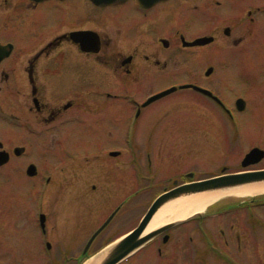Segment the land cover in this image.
<instances>
[{"label": "flooded vegetation", "instance_id": "obj_1", "mask_svg": "<svg viewBox=\"0 0 264 264\" xmlns=\"http://www.w3.org/2000/svg\"><path fill=\"white\" fill-rule=\"evenodd\" d=\"M232 18L243 22L245 33L258 28L255 39L261 40L264 0H0L2 264L51 261L57 255L52 247L83 245L77 255H66L79 257L77 264L129 234L165 191L244 169L168 174L161 151L192 144L137 141L138 134L159 131L191 134L201 123L210 134L237 127L233 119L248 106L244 95L232 98L229 73L215 80L216 66L198 59L203 52L215 57L220 32L228 37L234 30L216 23ZM242 34L231 44L246 60L253 45L240 46ZM201 37L211 40L186 44ZM184 52L195 53L192 61H183ZM220 59L228 67V59ZM184 89L211 104L219 126L213 130L212 121L206 125L199 116L187 127L178 122L181 115L169 119L173 104L166 98ZM105 136L119 140L105 142ZM142 197L149 199L143 207ZM146 234L115 264H264V194L221 197Z\"/></svg>", "mask_w": 264, "mask_h": 264}, {"label": "rangeland", "instance_id": "obj_2", "mask_svg": "<svg viewBox=\"0 0 264 264\" xmlns=\"http://www.w3.org/2000/svg\"><path fill=\"white\" fill-rule=\"evenodd\" d=\"M225 24L233 25L232 28H234V30L232 29L228 37H226L222 31L220 32V38L216 42L217 52L215 57L208 60L211 54L203 52L198 55V59L202 62L201 64H203V66L209 64L212 65V67L216 66L215 80H220L222 74L224 75L227 71L229 73L227 76V82L229 84L228 89L232 93V98L243 94L245 98L242 97L244 100L246 99L248 106L244 112L238 114L236 119H233L237 121V127H231L227 133L218 129L216 132L210 134L207 127L201 123L199 130L197 129V132L191 134H174L173 130V133H169L168 131L166 134L161 131L154 132L151 136H148V133L138 134L137 141H151L156 143L164 142V140L168 142L184 141L192 144V146L189 147L187 145L183 146L185 148L178 147L161 151L165 157L164 166L169 169L168 174L174 173L176 169H181L183 171L193 169L198 177H205L220 172L221 168L224 166L230 170L241 169L242 166L240 162L244 154L248 152L251 147L258 146L264 149V49L259 51V53L257 51V49L264 48V24L261 27V40H259L258 37L255 39L257 33L256 29L258 28L251 26L248 33H245L246 30L243 22L233 18L228 21H218L216 23L217 26ZM243 32L244 34H242ZM240 34L244 36L240 46L244 45L246 41L249 42V45L254 46H250L249 59L246 60H243L241 55L235 53L238 51H234L231 44L232 38L235 37L234 35ZM185 35L187 36L188 32H186ZM194 55L195 53L193 52L182 53L184 58L183 61L187 63L192 61ZM225 57L228 59V67L224 65L227 63L223 62V59H220ZM219 60L223 62L222 65H220L221 62ZM229 94L227 98L231 100ZM188 95L190 98L181 97V100L178 99L180 96ZM194 96L195 92L188 89L180 90L173 95H169L166 100L173 104V109H170L168 113L169 119L174 118L177 120V116L181 115L184 118L180 119L178 122L184 121L185 124H183V127H187L190 125V121L193 117L199 116L202 122H204L203 119H208L206 125H209L212 121L210 127H214V130L215 126H219L220 123L210 114L211 104L206 100L198 102ZM162 102H164V99L163 101H159V104H163ZM178 122L177 124L182 126V123ZM154 123L157 127L161 125L162 120L158 118ZM168 124L170 127L176 125V122L169 121ZM150 137L151 139H149ZM118 140L119 139L116 138H108V136L103 137V141L105 142ZM120 141H123L122 137ZM159 151L160 150H158V152ZM260 167H264V157L258 163L248 166L247 168ZM148 200L147 197L139 198L138 206L143 207ZM82 246L83 245L54 246L51 250L57 254L56 259L49 261L41 257L39 261H35L34 264H76L79 257L77 258L75 256L70 258L68 256L71 253L72 255H77ZM262 251L264 253V246ZM66 255L68 256L66 257ZM0 264L2 263L0 262ZM24 264H33V262L30 263L29 260H25Z\"/></svg>", "mask_w": 264, "mask_h": 264}, {"label": "water", "instance_id": "obj_3", "mask_svg": "<svg viewBox=\"0 0 264 264\" xmlns=\"http://www.w3.org/2000/svg\"><path fill=\"white\" fill-rule=\"evenodd\" d=\"M94 2L99 3H110L114 0H93ZM142 4L146 3L148 0H139ZM226 29V33H227ZM211 40V37H201L197 38L191 42L186 44H203ZM211 68H208L207 72H210ZM193 87L197 90H200L206 94H211L210 91L201 88L196 85L185 84L181 85V87ZM175 89L174 86L165 89L155 95H153L149 101L156 99L162 95L168 94ZM238 109L243 108L244 100L242 98H238L236 100ZM0 152V164L5 162L6 157ZM264 157V150L259 147H252L248 152L245 153L241 160V166L247 167L249 165H253L258 163ZM264 181V168L261 169H244L238 172H231V173H222L215 176H210L207 178L194 180L191 182H186L180 184L172 189L165 191L164 193L160 194L150 205L147 212L141 219L140 223L136 228H134L129 234L125 235L124 237L118 239L117 241L112 242L111 244L104 247L98 254L99 257H103L102 260L98 259L96 264H115L121 256L132 252L134 249L138 248L143 242L148 238V235H143V232L150 222L152 216L156 213V211L166 202L176 199L181 196H186L194 193L204 192V191H211V190H218L224 189L228 187H234L249 183L255 182H262ZM264 194V192L257 193V194ZM256 195V194H255ZM199 212V211H194ZM101 229V228H100ZM98 229L88 241L87 246L91 242L92 238L95 234L100 230ZM96 254V255H98ZM89 258V257H88ZM87 258V259H88ZM86 259V260H87ZM85 260V261H86ZM83 261L81 264H83Z\"/></svg>", "mask_w": 264, "mask_h": 264}, {"label": "bare ground", "instance_id": "obj_4", "mask_svg": "<svg viewBox=\"0 0 264 264\" xmlns=\"http://www.w3.org/2000/svg\"><path fill=\"white\" fill-rule=\"evenodd\" d=\"M264 192V181L224 189L204 191L181 196L163 204L152 216L145 231L170 220L183 218L194 211L202 210L207 204L229 195L251 196ZM99 254L89 257L83 264H96Z\"/></svg>", "mask_w": 264, "mask_h": 264}]
</instances>
